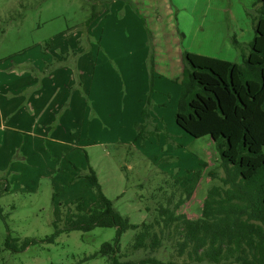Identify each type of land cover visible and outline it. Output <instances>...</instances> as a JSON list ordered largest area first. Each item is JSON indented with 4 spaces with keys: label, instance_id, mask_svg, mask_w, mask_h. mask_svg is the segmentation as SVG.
I'll return each mask as SVG.
<instances>
[{
    "label": "rangeland",
    "instance_id": "obj_1",
    "mask_svg": "<svg viewBox=\"0 0 264 264\" xmlns=\"http://www.w3.org/2000/svg\"><path fill=\"white\" fill-rule=\"evenodd\" d=\"M92 4L100 10L98 0H0V188L8 186L0 193V264H108L104 257L91 256L111 240L114 228L62 231L53 242L41 241L54 233V224L62 229L71 221L78 200L84 212L103 206L84 177L88 165L94 167L103 195L132 223L151 219L153 210L146 208L163 203L172 190L173 202L178 199L180 184L167 188L165 194L159 191L165 188L166 175L189 177L188 171L201 170L191 198L175 212L191 219L201 217L209 188L222 185L218 177L225 171L214 141L209 136L191 137L174 121L178 90L169 89L172 101L165 108H154L156 113L166 112L167 118L170 115L167 127L180 143L175 147L153 135L151 142H131L125 134L128 125L124 131L112 130V122L119 119L116 109L115 117L109 115L108 119L100 104L92 109V123H87V116L81 124L86 86L95 69L93 81L102 97L108 94L111 106L123 93H140L135 82L149 76L150 69L158 81L160 76L161 80L180 81L183 50L240 62L241 51L231 39L247 51L254 34L251 19L260 12L261 3L120 0L112 8L116 11L107 16L124 17L120 24L101 26L99 17L94 19V34L102 37L101 45L85 40L93 37L87 32L89 25L85 26ZM51 54L60 57L57 70L55 62L45 64L44 72H39V63ZM76 63L90 69L87 76L80 75L84 69L79 72ZM49 73L54 74L53 80L43 76ZM160 96L155 99L161 100ZM123 132L121 142L111 141ZM171 155L175 157L171 159ZM209 171L215 173L214 178ZM134 233L129 229L122 234L123 249ZM7 234L35 242L13 252L4 247ZM166 246L167 250L155 255L180 261L172 243ZM143 254L138 250L132 258Z\"/></svg>",
    "mask_w": 264,
    "mask_h": 264
},
{
    "label": "trees",
    "instance_id": "obj_2",
    "mask_svg": "<svg viewBox=\"0 0 264 264\" xmlns=\"http://www.w3.org/2000/svg\"><path fill=\"white\" fill-rule=\"evenodd\" d=\"M112 1L98 0L100 10L96 9L97 4H92L85 26L108 10ZM258 2L260 12L251 19L254 34L247 51L241 49L235 38L231 39L241 51L240 62L182 52L184 67L174 121L191 137L209 136L225 171L224 176L218 177L222 185L209 188L201 217L191 219L175 213L191 198L201 178L200 169L188 171L189 177L166 175L165 188L160 187L159 191L165 194L167 188L180 184L178 199L173 202L172 190L163 203L146 208L149 212L153 210L151 219L132 223L103 195L96 174L88 165L84 177L103 206L84 212L78 200L71 221L62 229L54 224V233L41 241L53 242L62 231L114 228L111 240L103 242L91 257H104L108 264H264V0ZM153 80L154 72L150 69L146 102L140 111L144 121L133 123L136 131L133 143L144 142L159 131L149 115ZM201 166L207 167L206 162ZM208 175L215 177L212 171ZM7 190L6 185L0 188V193ZM129 229L135 233L123 249L121 236ZM34 242L32 238L20 241L7 234L4 247L19 252ZM169 243L180 261L155 255ZM138 250L145 253L143 257L132 258Z\"/></svg>",
    "mask_w": 264,
    "mask_h": 264
},
{
    "label": "crops",
    "instance_id": "obj_3",
    "mask_svg": "<svg viewBox=\"0 0 264 264\" xmlns=\"http://www.w3.org/2000/svg\"><path fill=\"white\" fill-rule=\"evenodd\" d=\"M119 1L120 0H113L110 8L98 16L100 19V21L98 22L99 25L105 26V25H108L109 22H116L117 24H120L121 20L125 19L124 17L122 19H117L115 17V15H113L112 19L107 17L110 13L113 14L116 11V9L112 10V8H113V6L118 4ZM124 9L126 10V8H124ZM123 14H124V12H123ZM94 21L91 23V25H89V27L87 29L88 34H90V35L93 34V37H86L85 40L89 41L90 42L89 44H91V45H96L97 42H99V44L101 45L102 44L101 43L102 37H100V35L96 37V35L94 34L96 32V30L94 29L95 28ZM250 38L246 39V41L250 40ZM179 52H180V50H179ZM58 59H60V57L56 59V56L55 55L52 56V54H51V56L49 55L48 58L43 57L42 63H39V68H38L39 72H44V69H45L44 65L45 64L55 63L56 61L59 62ZM57 62L55 63V64H57L55 66L56 70L59 66V63H57ZM76 65H77V69L79 72H80V69H84V73L80 74V75L87 76L86 72H89L90 69L88 68L89 69L88 70L86 68L87 66L82 65V64H81V66H78V63H76ZM91 68H92V61H91ZM56 70H54L53 73H55ZM153 72H154V70H153ZM28 73H30V71H28ZM53 73H49L48 75H43V76H46V79L53 80V77H55ZM94 76H95V69H92L91 70V80H90L89 84L86 86V100H84L85 104H84L82 114L80 115L79 122L81 124H83L84 120L86 119V121H87V116H89V120L87 121V123H89V122L92 123V120H91L93 117V115H91L92 109L95 108L97 110L96 106L99 104H100V109L104 110L106 118H108V119H109V115L112 118L115 117V114L113 113V109H116V113L119 115V119L116 118L117 120L112 122V124H111L112 130L116 131V132L124 131V129H126V125H128L127 130L125 131V134L128 135L129 140H131V142H132L133 137L135 136V133H136L133 123L135 121H137L139 123H142L144 121V119H142V117H141L140 111L146 102L145 97L147 96V92H148V88H149V76H148V74H146L143 77L144 79L141 82H139V81L135 82V83H138V87L141 88L140 93H136V92L135 93L134 92L126 93V94L123 93V97L119 98V99L117 98L118 102H116V104L112 103L111 106H109V104L107 102L108 101V94H106V93L103 94V97L101 96V94H99L100 91L96 87V86H98V84L96 83V81H95V83L93 81ZM146 80H147V82H146ZM88 81H89V79H88ZM141 83H143L144 85H141ZM53 87H55V86L50 87V89ZM95 87H96V90H98V92H96V93L94 92ZM101 88H102V86H101ZM103 88H105V87H103ZM169 89L178 90V94H179L180 88H179L178 79H176V80H172V79L171 80H168V79L161 80V76H160L159 81H158L157 76L155 75V72H154L153 91L151 93V99L153 102V106L149 110V115H150L151 123L153 125H155L159 130L157 137L161 138V139L164 138L169 143H171V144L174 143L173 145L175 147H178V146H180V143L176 141L175 136H174L175 133L169 132L170 128L167 127L168 125L171 124L170 115H169V118H167L166 112L156 113L154 110V108H157V106L160 108H165V106H166L165 103L166 104L171 103L172 96L170 95ZM43 94L45 95V98H47V94L46 93H43ZM143 94H145V95H143ZM156 95H161L160 96L161 100H156L155 99ZM97 98H100V99L97 100ZM174 98H173V100H174ZM71 99H72V97L69 98L70 101H71ZM177 99H178V97H177ZM65 100H67V99H65ZM65 100H64V103H65ZM120 100H121V102H120ZM99 101L101 103H99ZM88 102L90 103V106H89ZM176 103H177V101H176ZM57 105L60 106L61 102H58ZM172 108H173V106H170L169 110ZM174 108H176V104H175ZM109 110H112V112H110ZM174 111H175V109H174ZM149 130H152L151 126H150ZM166 134H168L167 137H166ZM123 136H124V132L122 135H120V136L118 135L117 137H114L111 141L112 142H114V141H120L121 142L124 138ZM151 138H153V136H150L145 141L151 142ZM169 157H171V159H172V157L174 158L175 155H171ZM89 162L91 163V161H89ZM92 168L94 170L93 166H92Z\"/></svg>",
    "mask_w": 264,
    "mask_h": 264
}]
</instances>
